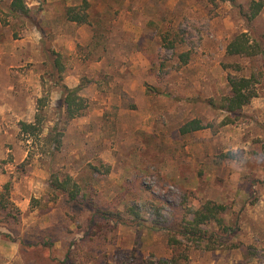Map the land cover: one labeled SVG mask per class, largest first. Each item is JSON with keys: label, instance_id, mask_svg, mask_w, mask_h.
I'll use <instances>...</instances> for the list:
<instances>
[{"label": "rangeland", "instance_id": "obj_1", "mask_svg": "<svg viewBox=\"0 0 264 264\" xmlns=\"http://www.w3.org/2000/svg\"><path fill=\"white\" fill-rule=\"evenodd\" d=\"M81 1L27 0L33 15L41 9L42 32L29 19L11 18L9 0H0V191L13 183L11 199L21 210L14 235L59 236L51 255L70 252L69 264H264V54L226 52L244 32L264 42V9L248 24L240 7L251 0H90L91 24L66 20L65 7ZM45 46L63 57V83H83L89 102L67 124L54 156L19 129L35 119L41 97L45 134L64 126L62 89L46 75ZM230 74H256L259 95L226 124L227 113L211 102L229 93ZM193 118L208 127L181 134ZM52 172L71 174L128 223L86 236L89 211L57 197ZM148 176L153 188L143 184ZM207 200L227 206L230 229L201 227L220 232L216 249L180 237L170 244L174 226ZM55 225L58 232L50 230ZM36 261L0 237V264Z\"/></svg>", "mask_w": 264, "mask_h": 264}, {"label": "trees", "instance_id": "obj_2", "mask_svg": "<svg viewBox=\"0 0 264 264\" xmlns=\"http://www.w3.org/2000/svg\"><path fill=\"white\" fill-rule=\"evenodd\" d=\"M229 1L235 3V0ZM7 8L11 18L29 19L40 31L44 32L41 26V9H39L37 15H33L32 8L28 5L27 0H9ZM90 9V0H82L79 4L66 6L63 15L66 20L71 22L91 24ZM263 9L264 0H251L247 10L240 7V13L248 24H250ZM226 52L230 56H254L264 54V42L244 32L236 35L228 43ZM44 56L48 79L53 81L54 85L62 89V95L58 102V106L62 110V114H65L64 126L61 128L56 124L54 127L48 129V132L45 134V121L47 118L45 107L47 103L46 98L41 97L38 99L35 119L33 121H20L19 129L23 139L26 141L32 140L33 146L40 147L41 151L49 156H54L61 150L65 133L64 130L67 124L71 120L85 115L89 107V102L87 98L80 94L84 87L83 83L73 88L63 83V73L66 70V66L63 62L61 53L45 46ZM185 57L187 58V54ZM184 61L186 62V59H184ZM234 67H236V69L240 68L238 65H234ZM256 83V74H252L250 77L232 74L228 76L229 93L221 102L217 104L216 102H211L215 108L227 113L224 123H233L243 117V108L259 95ZM206 127H208V125L204 124L200 118H193L182 124L179 131L181 134H188ZM31 155L32 153L30 151V156ZM12 185L13 183L9 181L2 186V190L0 191V237L12 242H18L21 248L27 252H34L37 261H41L39 264H69L71 261L70 252H68L64 259H57L51 255L55 243L61 240L59 236L40 235L37 236L36 239H31V236L22 238L19 234L14 235L11 226L20 223L21 210L11 199L10 194ZM49 185L57 194V197H61L66 203L79 204L89 211L86 236L104 234L107 230L114 229L118 223H128L127 218L122 212H114L106 206L99 204L93 197V193L95 192H91L88 189L85 190L69 173L62 175L59 172H52ZM226 210V205L217 203L213 200H207L200 208L193 212V218L191 220L179 224L176 228L174 226L173 232L169 234V243L174 245L182 243L181 240L178 239L180 237L187 242L196 243L197 247L206 245L204 247L205 249H216L215 245L211 243L214 236H220V232L217 231L208 235V231L201 227L205 224L216 222L220 226V229L221 227L225 230L230 229V227L225 224V220L222 216V213ZM50 230L58 232L59 228L55 225L52 226ZM74 245V242L71 243V246ZM182 256L188 260L187 253L182 254ZM171 262L177 263L178 258L173 257Z\"/></svg>", "mask_w": 264, "mask_h": 264}, {"label": "built area", "instance_id": "obj_3", "mask_svg": "<svg viewBox=\"0 0 264 264\" xmlns=\"http://www.w3.org/2000/svg\"><path fill=\"white\" fill-rule=\"evenodd\" d=\"M144 186L147 188H153L154 187V180L151 178V176H148L147 178L144 179L143 182ZM154 193H157L156 191L153 190Z\"/></svg>", "mask_w": 264, "mask_h": 264}]
</instances>
